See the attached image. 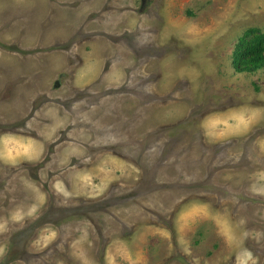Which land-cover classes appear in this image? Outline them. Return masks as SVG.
Segmentation results:
<instances>
[{
    "label": "rangeland",
    "instance_id": "obj_1",
    "mask_svg": "<svg viewBox=\"0 0 264 264\" xmlns=\"http://www.w3.org/2000/svg\"><path fill=\"white\" fill-rule=\"evenodd\" d=\"M264 0H0V264H264Z\"/></svg>",
    "mask_w": 264,
    "mask_h": 264
},
{
    "label": "trees",
    "instance_id": "obj_2",
    "mask_svg": "<svg viewBox=\"0 0 264 264\" xmlns=\"http://www.w3.org/2000/svg\"><path fill=\"white\" fill-rule=\"evenodd\" d=\"M237 72L252 73L264 67V34L255 28L245 32L233 58Z\"/></svg>",
    "mask_w": 264,
    "mask_h": 264
}]
</instances>
